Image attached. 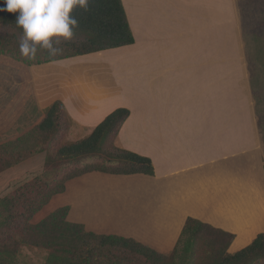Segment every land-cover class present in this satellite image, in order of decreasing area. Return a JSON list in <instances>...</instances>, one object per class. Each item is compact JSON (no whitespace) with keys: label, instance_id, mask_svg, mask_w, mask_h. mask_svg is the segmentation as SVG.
<instances>
[{"label":"crops","instance_id":"0c3cea01","mask_svg":"<svg viewBox=\"0 0 264 264\" xmlns=\"http://www.w3.org/2000/svg\"><path fill=\"white\" fill-rule=\"evenodd\" d=\"M122 2L134 43L29 65L27 88L38 111L62 101L80 138L129 109L115 144L149 157L154 174L74 177L35 221L68 196L79 209L68 205V220L88 231L170 254L193 245L192 217L233 233L235 253L264 233V139L239 0ZM39 153L7 175L41 173Z\"/></svg>","mask_w":264,"mask_h":264},{"label":"trees","instance_id":"16d2710c","mask_svg":"<svg viewBox=\"0 0 264 264\" xmlns=\"http://www.w3.org/2000/svg\"><path fill=\"white\" fill-rule=\"evenodd\" d=\"M4 7V0H0ZM18 12H0L1 23L11 30L0 33V53H7L30 65L97 52L134 43L122 0H89L87 10L75 8L72 15L78 26L71 40L63 41L55 57L39 49L34 60L21 56L19 43L23 30L17 26ZM257 35V39H262ZM44 118L36 128L35 142L26 145L0 144V172L46 152L42 172L31 181L0 198V264H15L22 245L49 252L48 264H264V233L247 246L228 252L235 235L189 217L183 233L189 232L192 246H183V260L177 249L170 254L117 234L95 233L84 224L68 220V205L56 208L40 221L36 215L50 200L65 192L66 182L82 174L101 171L112 174L153 175L152 160L118 147L117 134L130 110L117 108L93 131L78 140L63 142L61 134L73 119L60 100L43 110ZM264 139V137H263ZM97 157L93 166L65 172L62 165ZM200 255V256H199Z\"/></svg>","mask_w":264,"mask_h":264},{"label":"rangeland","instance_id":"374dc122","mask_svg":"<svg viewBox=\"0 0 264 264\" xmlns=\"http://www.w3.org/2000/svg\"><path fill=\"white\" fill-rule=\"evenodd\" d=\"M245 37L247 40V51L250 65V73L257 103L260 127L264 137V0H239ZM0 19V33L11 30L4 27ZM257 39V35H262ZM30 64L19 60L10 54L0 53V144L26 145L35 142L36 128L44 118V112L38 111L34 98L28 90V66ZM74 122L61 134L63 142H71L80 139L74 133ZM44 153H39L17 165L16 168L28 167L37 160H43ZM97 157L84 158L83 162H74L70 166L62 165L65 172H74L81 168L93 166ZM33 167V165H32ZM13 168L0 173V198L19 186L31 181L40 172L38 170L19 171L15 176H8ZM42 170V168H40ZM7 175V176H6ZM6 176V177H5ZM11 182L10 185H7ZM69 205L75 208V215L79 214L77 202L72 204L68 196L60 197L55 201L53 207ZM43 213L40 217L44 216ZM177 258L183 260V246H177ZM200 256V255H199ZM49 252L28 245H22L16 256L15 264H48ZM190 264H193L191 262ZM196 264V263H195ZM198 264V263H197Z\"/></svg>","mask_w":264,"mask_h":264},{"label":"clouds","instance_id":"9594fccd","mask_svg":"<svg viewBox=\"0 0 264 264\" xmlns=\"http://www.w3.org/2000/svg\"><path fill=\"white\" fill-rule=\"evenodd\" d=\"M88 5L89 0H4L0 12L19 13L16 23L23 30L19 51L24 58L34 60L39 49L52 57L62 52L59 45L71 40L78 26L73 10H87Z\"/></svg>","mask_w":264,"mask_h":264}]
</instances>
